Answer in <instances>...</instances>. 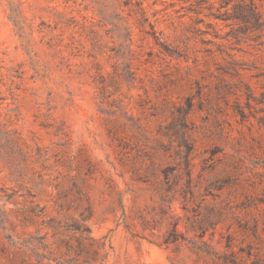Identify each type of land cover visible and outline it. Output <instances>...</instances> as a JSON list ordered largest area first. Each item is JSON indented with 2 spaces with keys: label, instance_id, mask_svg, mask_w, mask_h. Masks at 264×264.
Masks as SVG:
<instances>
[{
  "label": "rangeland",
  "instance_id": "rangeland-1",
  "mask_svg": "<svg viewBox=\"0 0 264 264\" xmlns=\"http://www.w3.org/2000/svg\"><path fill=\"white\" fill-rule=\"evenodd\" d=\"M0 264H264V0H0Z\"/></svg>",
  "mask_w": 264,
  "mask_h": 264
}]
</instances>
